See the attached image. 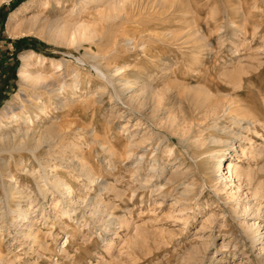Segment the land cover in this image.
<instances>
[{
  "label": "rangeland",
  "instance_id": "obj_1",
  "mask_svg": "<svg viewBox=\"0 0 264 264\" xmlns=\"http://www.w3.org/2000/svg\"><path fill=\"white\" fill-rule=\"evenodd\" d=\"M79 2L0 0V141L55 135L0 153V264H264V0ZM145 84L143 110L124 86Z\"/></svg>",
  "mask_w": 264,
  "mask_h": 264
},
{
  "label": "bare ground",
  "instance_id": "obj_2",
  "mask_svg": "<svg viewBox=\"0 0 264 264\" xmlns=\"http://www.w3.org/2000/svg\"><path fill=\"white\" fill-rule=\"evenodd\" d=\"M80 2L79 3H87V4H91V6H92V4L93 5H102L103 6V8H104V11H105V13L107 12V11H111V14L109 13V12H107V14H108V16L110 17V18H113V16L115 15L116 16V14H114V12L115 11H117L118 10V7L120 6V4L122 3V2H124L125 0H79ZM124 4V3H123ZM103 10V9H102ZM113 12V13H112ZM118 14V13H117ZM100 15L103 17V19L105 18V20H106V14L105 15H103V12L102 13H100ZM99 16V15H98ZM100 16V17H101ZM119 16H121V15H119ZM109 17H107V18H109ZM79 27H80V25H79ZM86 27V26H85ZM77 29V28H76ZM54 32L55 33H57L60 37H67V35H68V31H67V29H65V28H63V27H56V28H54ZM76 32L77 33H79V35H78V38H79V36L80 37H85L86 35H87V32L89 33V31L87 30V29H85V28H83V27H81V28H78L77 30H76ZM75 35V34H74ZM89 37V36H88ZM87 38V37H86ZM29 60V59H28ZM28 68V67H27ZM27 77V76H26ZM29 77V76H28ZM36 78V77H35ZM31 80V79H30ZM128 84H130V83H128ZM132 86V85H131ZM124 88L126 89V91H131V93H132V96H130L131 98H130V102H131V104L132 105H137V106H139V109H143L144 110V106H143V103L142 102H145V101H147V98H148V95L149 94H151L153 91L151 90V86H149V85H147V84H145V85H143L142 87H141V89H140V91H136V89H135V87H129V85H128V87L127 86H124ZM137 94H139V95H137ZM208 97V96H207ZM139 98H142L143 99V101H142V99H139ZM209 98H206L205 99V101H204V107L205 108H203V109H205V118L207 119V118H209V117H214V116H218V115H220L221 113H224V114H226V115H231L232 113H235V112H233V111H235L234 109H236V108H234V106H232V103L231 104H229L228 106L227 105H225V104H219V103H216V104H208L209 102ZM236 104V103H235ZM131 105V106H132ZM160 105H161V103L159 102L158 103V106H155L154 108H153V110L151 111L152 112V114H154L155 112H156V110L158 109V108H160ZM137 110V109H136ZM202 110V109H201ZM203 111V110H202ZM223 111H225V112H223ZM227 111V112H226ZM12 112H10L9 113V115L11 114ZM143 114H145V113H143ZM8 115V116H9ZM7 116V117H8ZM6 117V116H5ZM4 117V114H1L0 115V130L2 131L4 128L5 129H7L8 128V126L7 125H5V124H3V122H2V118H5ZM13 120H18V119H22L23 120V122H25L26 123V125H28L29 123H33V121L31 120V119H29V118H27V119H25L24 117L23 118H21L20 117V115H17V114H13L12 113V117H11ZM204 118V117H203ZM204 118V119H205ZM215 118V117H214ZM205 119V120H206ZM213 119V118H212ZM19 120V121H20ZM15 122H17V121H15ZM161 122V121H160ZM169 123H170V127H168L167 125L165 126V129H170V131H174L175 132V127H174V125L176 124V121L173 119L172 121L171 120H169ZM212 123V122H211ZM30 125V124H29ZM184 127V126H183ZM10 128V127H9ZM168 129V130H169ZM178 130H180V133H181V136H187L186 135V128H181V129H178ZM222 130V129H221ZM224 131V130H223ZM2 133V132H1ZM25 133V132H24ZM5 134V133H4ZM19 134V133H18ZM2 136V135H1ZM36 136V134L34 135V134H30V133H25V134H19V135H9V136H7V138H5L4 140H2V141H0V153L1 152H7V151H10V150H14V151H16L17 149H18V151L20 150V148H24L25 146H28V145H30V144H32V149H28V150H31V151H34L37 147L39 148L40 146H42V144L43 145H45V143H47V142H49V141H52L53 139V136H55V135H53V131L52 130H47L46 132H44V133H42V134H40L39 136H38V138H36L35 137ZM143 141V140H142ZM221 140L220 139H217V138H212V140H210L209 141V143L210 144H220L221 142H220ZM205 142H207V141H205V140H198L195 144H194V146L196 147V148H198V150L201 148H203L204 146H205ZM35 143V144H34ZM50 143V142H49ZM51 145V144H50ZM136 146V145H135ZM109 151V150H108ZM144 158H145V153L144 154H142L140 157H139V162H141V161H143L144 160ZM23 159V158H22ZM137 160V159H136ZM156 160V159H155ZM20 162V161H19ZM6 162H3V164H2V169L4 170L3 171V173H2V175L3 174H7L5 171H6V164H5ZM25 163V162H24ZM158 163V162H157ZM22 164V163H21ZM141 164V163H140ZM220 164H221V166H222V164H223V160H222V158L220 157ZM8 165V164H7ZM10 165V164H9ZM8 165V166H9ZM11 166V165H10ZM9 166V167H10ZM21 166V165H20ZM83 166V165H82ZM21 167H23V166H21ZM151 167V166H150ZM159 167V166H158ZM158 167H157V170H158ZM8 169V168H7ZM10 169V168H9ZM153 169H156V168H153ZM221 169V168H220ZM225 169H228V168H225ZM83 170V169H82ZM9 171H11V170H8V172ZM90 171V170H89ZM87 172V173H85L84 174V176L90 181V183H95L96 182V179H95V176H93V174H92V172ZM164 171H165V167H163L162 168V173H164ZM220 171V170H219ZM29 172H31V171H29ZM154 172V171H153ZM228 174H229V176L230 177H232V178H234V176L236 177V176H238V177H241L242 176V173L240 172V170H238V167H236L235 168V171H234V173H232L231 172V170H229L228 172H227ZM10 174H11V172H10ZM31 174L33 175L34 173L33 172H31ZM30 174V175H31ZM183 174V173H182ZM181 174V175H182ZM181 175H179L178 174V177L179 176H181ZM184 175V174H183ZM245 175V174H244ZM8 176L9 177H11V179L13 178V176L14 175H9L8 174ZM185 176V175H184ZM183 177V176H182ZM248 177V176H247ZM153 178V177H152ZM176 178H177V172H173L171 175H170V178H169V180H168V182L167 183H170V182H172L173 180H176ZM159 179V178H158ZM178 179V178H177ZM101 180V179H100ZM150 180V179H149ZM162 180V179H161ZM11 181V180H10ZM12 181H13V179H12ZM11 181V184H7L6 186V188H7V191L8 192H10V193H12V192H15L17 189H18V186H17V184H15V183H13ZM40 181V180H39ZM153 181V180H152ZM151 181V182H152ZM159 181V180H158ZM146 182V181H145ZM52 184H53V186H55V187H57L58 188V190L59 189H61V193L60 194H62V196L63 197H65V202L66 203H69V204H75L76 202H75V200L73 199V193H74V190H73V188L71 187V185H69V184H67V183H65V182H63V181H61L60 179H56L55 180V182H52ZM144 184H146V183H144ZM42 185V184H41ZM98 185H101V184H98ZM166 185V184H165ZM102 186V185H101ZM146 186V185H145ZM150 186V185H149ZM164 186V185H163ZM104 187V186H103ZM106 187V186H105ZM40 188L42 189V186H40ZM43 188H44V186H43ZM156 189H160V187L158 186V188H156ZM162 189V188H161ZM139 190V189H138ZM18 191V190H17ZM43 192V191H42ZM45 192V191H44ZM47 192V191H46ZM45 192V193H46ZM135 195V194H134ZM55 201V200H54ZM54 201H51V203L49 204L50 205V208H52L53 206H55L58 202H54ZM91 202V201H90ZM88 203V205H94L95 204V207H97L98 206V202L96 201V203L94 202V203ZM89 207V206H88ZM93 208H94V206H93ZM98 208L99 207H97L96 209L98 210ZM95 209V208H94ZM22 211V210H21ZM260 212V211H259ZM19 214V218H22L21 216V212H19L18 213ZM62 214H64V215H66L67 217H69L70 216V218H71V211H69V210H63V212H62ZM261 214V213H260ZM73 215V214H72ZM258 215V214H257ZM24 217V219H28V217H27V215H23ZM259 217V216H258ZM257 219V218H256ZM260 231H261V224L259 223V222H257V220L256 221H254L253 223H251V224H249L248 226H247V229H246V232L248 233V235L250 236V235H252L251 237H252V240H253V244H257V242H260ZM32 236V235H31ZM31 236H28V238H32ZM261 252H264V248H262V251Z\"/></svg>",
  "mask_w": 264,
  "mask_h": 264
}]
</instances>
